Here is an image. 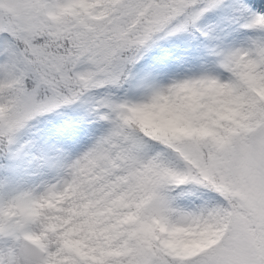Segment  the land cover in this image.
Here are the masks:
<instances>
[{
	"label": "snow or ice",
	"instance_id": "snow-or-ice-1",
	"mask_svg": "<svg viewBox=\"0 0 264 264\" xmlns=\"http://www.w3.org/2000/svg\"><path fill=\"white\" fill-rule=\"evenodd\" d=\"M0 264H264V0H0Z\"/></svg>",
	"mask_w": 264,
	"mask_h": 264
}]
</instances>
